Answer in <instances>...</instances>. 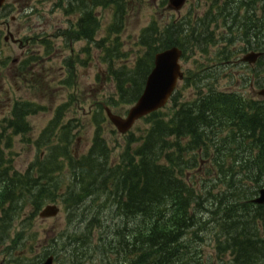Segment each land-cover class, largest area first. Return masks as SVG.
Returning a JSON list of instances; mask_svg holds the SVG:
<instances>
[{
    "label": "trees",
    "instance_id": "1",
    "mask_svg": "<svg viewBox=\"0 0 264 264\" xmlns=\"http://www.w3.org/2000/svg\"><path fill=\"white\" fill-rule=\"evenodd\" d=\"M48 1L76 19L55 36L63 37L66 43L85 40L89 46L85 51L89 53L94 46L101 49L103 61L116 80L121 103L133 105L140 97L154 66V56L160 50L179 45L186 57L188 50L194 53L217 47L220 61L212 63L208 59L206 65L201 62L191 80L200 87L196 99L177 103L180 95L176 93L173 99L180 105L174 104L170 116L163 109L144 118L149 127L140 138L128 137L130 142L120 162L109 159L110 148L100 126L87 154L75 157L69 153L66 125L64 136L50 155L38 158L23 172L15 169L2 142L10 146L17 134L29 132L27 117L37 112L31 105L16 102L0 132V255L15 250L26 234L27 219L16 236L12 234L26 205L36 216L46 203L56 201L64 184L56 175L64 165L59 161L63 156L73 175L63 200L79 225H74L72 231L68 228L34 257H15V264H41L50 254L57 257L56 261L61 259L60 254H69L73 264H84L90 254L109 264H264V204L252 201L264 188V98L248 100L238 92L216 90L213 83L217 63L230 62L235 53V38L244 44L240 52H264V0H211L204 16L173 18L162 24L153 18L139 33L135 61L121 67L114 65V59L129 53L122 49L121 34L133 8L131 0ZM10 6H4L0 17L8 16ZM98 7H111L114 14L101 39H97L101 28ZM26 11L34 9L31 6ZM219 21L232 34L221 36L223 47L217 44L213 28ZM42 44L48 49L52 46L48 38ZM74 77L72 72L69 80ZM250 78L243 76L247 83ZM204 83L208 87L205 92L201 88ZM108 101L111 107L117 103L113 98ZM100 109L104 112L103 106ZM58 111L41 138L50 135L51 140L56 134L61 119V109ZM133 142L137 144L133 146ZM198 161L219 169L217 180L213 175L212 179H202L205 193L212 199L211 207L198 192L196 180L192 184L183 179ZM223 183L227 189L215 192L214 188ZM95 196L103 198L102 206L112 205L111 223L100 220V206L95 208L86 202ZM216 206L217 210L212 211ZM210 211L217 227H212L215 220L203 214ZM83 222L87 224L81 229ZM97 226L100 228L94 241ZM196 227L214 234L216 259L203 261L204 253L199 248L206 240L202 232L197 231L195 238L189 235ZM57 244H62L64 253L56 250ZM228 255L231 258L227 260ZM60 261L69 263L63 258Z\"/></svg>",
    "mask_w": 264,
    "mask_h": 264
},
{
    "label": "rangeland",
    "instance_id": "2",
    "mask_svg": "<svg viewBox=\"0 0 264 264\" xmlns=\"http://www.w3.org/2000/svg\"><path fill=\"white\" fill-rule=\"evenodd\" d=\"M131 1L133 8L130 10L126 27L121 34L122 49L129 53L125 57L114 59V65L117 67L123 65L131 66L135 61L138 54L136 41L139 33L153 18L162 24L173 18L181 20L190 15L204 16L211 7V0H187L183 7L176 11L168 7L167 2L163 4L164 0ZM6 3L11 5L10 13L8 16L0 17V32H2L0 34V132L2 131V122H5L9 115L11 116L13 104L17 99H21L20 103L31 105L37 110L36 113L28 116L29 132L25 133V135L23 133L17 134L10 146H7L6 141L2 142L5 153L9 155L13 167L23 172L38 158L43 160L50 155L52 147L64 136L65 130L63 127L66 125L72 126L68 137L69 153L74 154L75 157L87 154L93 145L95 133L100 126L110 148L111 155L109 159L113 162H120L122 154L125 152L128 142H130L128 137L133 135L132 137L140 138L143 131L149 127V124L146 120L140 119L136 122L131 132L127 135L121 134L109 120L106 112H102L100 109V105L103 107L108 105V100L111 98L114 99V102L117 101L112 107L110 106L116 114L126 116L132 106L131 104L119 102L116 80L108 64L103 61L101 49L94 46L91 53H89V51H85L89 47L85 40H77L67 44L63 37L55 36L59 29L69 27L70 21L74 22L76 19L74 16L65 15L64 11L59 7H55L51 1L7 0ZM31 6L34 11H26ZM97 13L101 17V28L97 39H101L106 35L107 28L113 21L114 14L111 7H98ZM213 28L218 41L217 44L223 47L224 42L221 36L225 34L232 36V34L226 30V26H224L222 21H219L217 27ZM9 32H11V35ZM13 35L21 40L29 37H36V39L34 42L33 40L30 42L26 40V47H20V44L14 38L12 39ZM5 36H8L9 39L5 40ZM44 38L50 39L52 43L50 49L42 44ZM219 41L221 42L219 43ZM243 45V42L235 38L232 45L235 53L232 55L230 62L217 63L215 68L217 74L213 79V81L215 80L213 83L216 90L238 92L248 100H253L255 96L250 95L249 86L244 82L243 76L251 75L256 69L253 67L258 66L250 67V65L244 64L240 60L247 53L246 51L242 52V50L240 52ZM217 53V47L211 46L207 48V51L195 50L192 53L191 50H188L186 57L181 62L183 69L187 70L191 75L188 74L189 77L187 79L185 78L179 82L177 94L180 96L177 103L188 102L197 98L200 87L192 83L193 81L191 80L196 75L198 68L201 67V62L206 65L204 62L208 61V59L212 63L220 61ZM9 56V61L11 62L12 59L19 57L23 65L24 61L32 56L36 60L31 63L29 61L23 66L25 76L12 80L10 77L12 75L11 72L6 68H1V61L7 60ZM11 62L9 66L12 65ZM261 66L264 68V64ZM12 71H14V68ZM73 71L75 77L69 80V76ZM201 88L203 92L207 91V83H204ZM177 103L176 99H172L165 107V112H168L169 116L171 115L170 110L173 109L171 107ZM59 109H61V119L56 134L51 140L49 139L50 135L49 138H41L45 130L60 113ZM103 116L106 119H103ZM38 142L40 143L39 145H37ZM136 144L137 142H133V146ZM40 145L41 147H39ZM59 161H62L64 165L61 166L56 175L60 176L64 184L62 188L60 187L59 192H56L58 194L56 203L62 207V212L55 218L44 219L39 214L33 216L31 206L26 205L22 215L14 224V231H12L15 237L18 233L17 231L21 229V223L27 219L29 226L26 234L15 250L0 255V264H15L13 259L21 255L32 258L41 249L49 246L52 242L54 243V238L62 237V234L68 228L72 231L74 230V225H79V221L71 216L69 209L66 210V204L63 200L66 186L73 176L71 167H69V161L63 156L59 157ZM199 161L197 167L185 172L188 177L184 175L183 179L187 183H194L195 181L193 180H196L198 192L205 196L206 204L211 207L212 199L205 193L206 189L203 186L202 179H212L211 175H213L214 179L217 180L219 169L209 162L205 164V161L201 163ZM209 184L211 185L212 181H209ZM247 184L252 186L249 181H247ZM222 189H227L225 183L217 185L214 191L217 192ZM86 202H89L88 205L95 208L100 206L102 211L99 218L101 221L108 223L113 221L111 217L113 213L111 214L110 209L112 205L102 206L104 200L101 196L91 197ZM212 208V211L217 210V206ZM203 214L205 218L210 217L211 220H215L212 227L218 226V222L214 219L215 215L211 211ZM31 216L33 218L29 220ZM86 224L87 222H83L81 229ZM99 228V226L95 227V232L93 233L94 241L97 239L98 232L96 230ZM192 229L189 232L192 238H195L196 232L200 231L204 240H206L202 247L199 248L204 253L202 256L203 261L216 259L218 249L214 234L206 229L202 230L200 227ZM34 235L35 239H32ZM26 241L27 244L25 245L24 242ZM62 244H57L56 250L64 253L65 250L61 247ZM60 256V260L63 258L67 263L69 262L68 264H73L69 254H60ZM110 256L114 257V255ZM230 258L228 255L226 259ZM60 260L55 261V264H62ZM105 261L90 254L84 264H109ZM215 263L217 262L215 261Z\"/></svg>",
    "mask_w": 264,
    "mask_h": 264
},
{
    "label": "water",
    "instance_id": "3",
    "mask_svg": "<svg viewBox=\"0 0 264 264\" xmlns=\"http://www.w3.org/2000/svg\"><path fill=\"white\" fill-rule=\"evenodd\" d=\"M6 0H0V8ZM186 0H169V6L179 10ZM183 51L179 46L158 52L155 56L154 67L149 74L143 93L136 103L129 109L126 116L115 114L110 107L106 106V112L112 123L120 133L126 134L132 129L140 118L163 108L176 90L177 84L183 78L182 65L180 63ZM260 54L250 53L243 60L255 62ZM264 95V90L260 91ZM257 204H264V188L253 200ZM60 211L56 205H48L40 213L43 218L56 216ZM54 256H50L42 264H53Z\"/></svg>",
    "mask_w": 264,
    "mask_h": 264
},
{
    "label": "flooded vegetation",
    "instance_id": "4",
    "mask_svg": "<svg viewBox=\"0 0 264 264\" xmlns=\"http://www.w3.org/2000/svg\"><path fill=\"white\" fill-rule=\"evenodd\" d=\"M9 33L11 35V32ZM24 46L26 47V45L22 41L20 47H24ZM9 58L10 56L7 58V60L1 61V68H6L8 69V71L11 72L12 75L10 77L12 78V80L21 76H25L23 66L28 62L24 61V65H23L22 62H20L19 57L12 59V62L9 61ZM10 62L12 63V65L9 66ZM262 64H264L263 61L261 62L257 61L255 64H252L250 66V67L258 66V67H253L256 69H254V72L252 73V78L249 84L250 95L255 96L253 99L261 98L259 94L260 91L264 88V68L261 66ZM13 68L14 71H12Z\"/></svg>",
    "mask_w": 264,
    "mask_h": 264
}]
</instances>
